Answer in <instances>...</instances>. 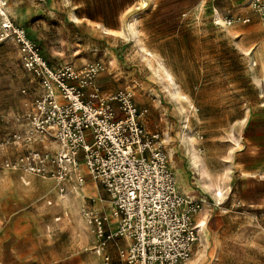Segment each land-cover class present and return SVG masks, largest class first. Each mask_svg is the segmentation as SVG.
<instances>
[{"label":"rangeland","instance_id":"obj_1","mask_svg":"<svg viewBox=\"0 0 264 264\" xmlns=\"http://www.w3.org/2000/svg\"><path fill=\"white\" fill-rule=\"evenodd\" d=\"M155 2L145 6L156 9L146 17L148 46L138 47L128 34L108 37L107 44L116 46L109 49L112 64L98 47L71 58L70 46L86 32L66 24L61 12V64L52 67L40 54L54 69L101 60L98 92L108 83L113 91L128 89L138 107L147 109L144 124L160 133L180 191L204 200L199 217L205 224L187 264H264V64L233 45L225 22H214L215 8L225 19L242 0ZM7 6L14 16L9 0ZM182 10L194 14L178 30ZM78 56L89 59L74 64ZM40 83L16 44L0 42V264H102L83 213L92 205L109 209L102 187L90 179L80 187L70 181L61 192L52 178L4 166L18 154L56 147L39 134L30 141L12 138L32 129L21 117L41 94ZM105 251L111 264H119L112 242Z\"/></svg>","mask_w":264,"mask_h":264},{"label":"built area","instance_id":"obj_2","mask_svg":"<svg viewBox=\"0 0 264 264\" xmlns=\"http://www.w3.org/2000/svg\"><path fill=\"white\" fill-rule=\"evenodd\" d=\"M251 7L264 23V0H251ZM236 21L249 17L225 16L226 24ZM4 41L16 44L24 66L44 89L21 117L32 129L12 138L30 141L39 134L40 140L50 137L56 143L53 151L32 149L5 159L4 166L52 178L61 192L70 181L80 187L90 179L102 187L109 212L94 205L83 208L102 264H111L108 242L116 247L119 264H187L204 200L180 191L160 133L144 124L147 109L138 107L128 89L100 95L95 78L104 69L101 60L79 69L50 67L26 30L14 23L7 0H0Z\"/></svg>","mask_w":264,"mask_h":264},{"label":"crops","instance_id":"obj_3","mask_svg":"<svg viewBox=\"0 0 264 264\" xmlns=\"http://www.w3.org/2000/svg\"><path fill=\"white\" fill-rule=\"evenodd\" d=\"M100 1H103L102 4ZM155 1L160 0H9V6L14 8V16L9 13L14 23L25 28L29 37L39 46L41 54L52 67L61 64L62 46L59 44V32L65 31V23L85 29L86 32L83 36L82 34L76 36L77 40L70 46L72 59L83 49L98 47L102 51L106 49L105 54L108 55L112 64L115 58L109 54V49L116 48V46L107 44L108 37L121 39L122 36L128 34L130 40L135 41L134 44L138 47L148 46L145 44L148 38L143 37V33L148 32L146 17L156 9L152 7L146 11L145 6L147 8L155 6ZM60 12L63 14L65 23L57 19ZM227 12L231 13V16L249 17V21H236L226 25L217 23L215 11L214 22L224 25L226 33L238 50L254 63L258 62L263 65L264 23L251 9L250 0H242L239 5L228 9ZM179 13L180 15L177 16L179 17L178 30L181 28L180 23L183 22V18L194 14L191 10H182ZM223 15L227 16L226 13ZM185 28L183 29L186 30ZM97 36H99L98 39ZM65 43L64 48L68 50L67 42ZM88 57L78 56L74 64H80L81 60L89 59ZM113 88L114 86L110 83L103 85L100 95L107 97L115 93L116 90L113 91ZM38 90L39 93L43 92L42 83L38 86Z\"/></svg>","mask_w":264,"mask_h":264},{"label":"bare ground","instance_id":"obj_4","mask_svg":"<svg viewBox=\"0 0 264 264\" xmlns=\"http://www.w3.org/2000/svg\"><path fill=\"white\" fill-rule=\"evenodd\" d=\"M215 11H216V13H215V15H216V17H215V21H216L217 23L225 22V21H224L225 19H223V17H221V16L219 15L218 11H217V10H215ZM225 23H226V22H225ZM74 193H75V192H74ZM204 224H205L204 216L199 217V220H198V233H200V232L202 231V229H203V227H204ZM190 261H191V260H190Z\"/></svg>","mask_w":264,"mask_h":264}]
</instances>
